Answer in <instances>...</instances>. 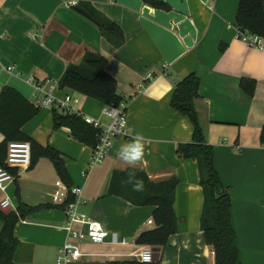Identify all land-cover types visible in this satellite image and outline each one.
<instances>
[{
    "label": "crops",
    "instance_id": "0c3cea01",
    "mask_svg": "<svg viewBox=\"0 0 264 264\" xmlns=\"http://www.w3.org/2000/svg\"><path fill=\"white\" fill-rule=\"evenodd\" d=\"M64 1L0 0V91L14 88L38 105L41 94L29 83L30 77L59 81L69 65L83 62L87 52L100 53L108 58L107 71L124 96L128 134L117 138L104 162L90 169L92 146L75 139L66 126L55 129L53 109L41 107L24 125L29 137L61 153L70 179L65 182L46 156L26 171L13 169L17 179L0 190V204L9 199L10 211L20 203L35 207L15 226L20 241L17 264H59V248L71 240L59 228L66 222L64 207L52 198L61 181L82 187L83 210L109 233L127 240L126 244L85 241L80 260L65 264L139 261L140 253L151 246L139 244L137 238L156 228V207L136 205L110 192L113 172L129 169L145 171L154 182L179 179L174 198L177 231L159 246L157 262L215 264V250L201 227L204 192L198 162L178 155L179 145L193 140V125L187 115L171 107L177 82L193 72L201 81L196 103L206 141L213 147L216 170L231 197L239 262L264 264V144L260 141L264 46L252 47L238 37L235 20L240 0H163L169 10L143 0H77L80 5L92 4L121 27L125 39L121 47ZM246 79L255 81L252 94L242 84ZM61 93L78 96L82 112L109 122L102 113L104 103L70 88ZM4 140L0 131V144ZM137 141L143 155L130 165L119 153Z\"/></svg>",
    "mask_w": 264,
    "mask_h": 264
},
{
    "label": "trees",
    "instance_id": "16d2710c",
    "mask_svg": "<svg viewBox=\"0 0 264 264\" xmlns=\"http://www.w3.org/2000/svg\"><path fill=\"white\" fill-rule=\"evenodd\" d=\"M143 1L164 10L171 8L163 0ZM75 7L93 20L114 46L121 47L125 43L121 27L113 20L101 15L92 4L80 5L79 3ZM235 24L239 32L257 34L264 39V0H240ZM107 65L106 56L96 52H87L81 64H72L66 68L59 80L60 89H73L105 105H120L125 99L118 92L117 79L107 71ZM200 84V78L197 73L193 72L185 75L175 86L171 107L187 115L194 129L193 140L180 144L178 155L180 158H192L198 162L200 182L204 192L201 227L205 233L206 242L215 250V264H240L237 236L231 220V197L216 170L213 147L206 141V134L197 109L196 101L199 97ZM242 84L250 94L254 92L255 81L246 79ZM40 108L14 88L1 89L0 131L4 134L5 140L0 144V163L3 164L5 161L10 142L29 141L32 149L31 166L37 158L46 156L53 161L61 178L69 183L70 176L61 153L50 146H41L23 130L24 125L37 115ZM53 121L55 129L63 126L70 128L73 137L78 141L91 146L97 143L95 130L83 122L78 115L63 113L54 108ZM260 141L264 144V125L261 129ZM11 171L14 173L13 169ZM132 172L135 173L136 180L142 181L143 186L139 191L134 190L133 185L127 183L129 174ZM178 184L179 179L175 176L154 182L142 170L129 169L113 172L109 188L111 193L119 194L136 205L156 207L153 214L156 228L141 233L137 238L139 244L151 247L165 246L169 236L177 231L174 198ZM34 210L35 207L25 203H20L17 210L9 212L3 211L0 207V264H17L20 241L15 235V226ZM111 264L159 263L154 261L143 263L139 260L112 262Z\"/></svg>",
    "mask_w": 264,
    "mask_h": 264
},
{
    "label": "built area",
    "instance_id": "2783aa9c",
    "mask_svg": "<svg viewBox=\"0 0 264 264\" xmlns=\"http://www.w3.org/2000/svg\"><path fill=\"white\" fill-rule=\"evenodd\" d=\"M64 5L72 8L78 5L77 0H65ZM238 37L252 47H263L264 39L249 32H238ZM9 69H12L9 67ZM41 98L37 99L40 107L58 109L63 113L75 114L86 124L95 130L97 143L92 146V154L88 161L90 169L104 162L113 147L117 138L125 137L128 134L129 117L124 107L120 105L107 104L102 113L109 118V122H103L100 118L86 114L79 108L81 99L74 94L61 93L59 81L47 79L43 82L36 81L33 77L28 79ZM6 160L0 163V190L5 191L9 183H12L20 171H26L32 163V149L29 141H12L9 143ZM11 169H16L18 173H13ZM54 203L63 205L66 213V222L59 228L65 230L71 240H66L59 248L57 262L59 264L70 263L80 260L82 256L81 243L88 241L94 244L110 241L114 244H126V239H119L117 233H109L104 225L95 220L83 210L86 201L83 198V188L80 186H68L64 182H59L53 191ZM1 208L10 207L9 199L1 202ZM79 226V228H76ZM139 260L143 263L154 261V251L151 247L145 248L139 255Z\"/></svg>",
    "mask_w": 264,
    "mask_h": 264
},
{
    "label": "clouds",
    "instance_id": "9594fccd",
    "mask_svg": "<svg viewBox=\"0 0 264 264\" xmlns=\"http://www.w3.org/2000/svg\"><path fill=\"white\" fill-rule=\"evenodd\" d=\"M120 157L128 164L132 165L135 164L138 160L141 159L143 155V147L142 145L137 141L133 145L129 146H123L120 150ZM135 181V182H133ZM127 183L132 184L134 190L139 191L142 189V181H138L135 178V173L132 172L129 174Z\"/></svg>",
    "mask_w": 264,
    "mask_h": 264
},
{
    "label": "water",
    "instance_id": "95a60500",
    "mask_svg": "<svg viewBox=\"0 0 264 264\" xmlns=\"http://www.w3.org/2000/svg\"><path fill=\"white\" fill-rule=\"evenodd\" d=\"M3 211L9 212L10 209H4ZM153 251H154V261L157 262V261H159V258H160L161 248L160 247H154Z\"/></svg>",
    "mask_w": 264,
    "mask_h": 264
},
{
    "label": "bare ground",
    "instance_id": "6f19581e",
    "mask_svg": "<svg viewBox=\"0 0 264 264\" xmlns=\"http://www.w3.org/2000/svg\"><path fill=\"white\" fill-rule=\"evenodd\" d=\"M60 87V86H59ZM61 90V89H60ZM6 160V159H5ZM17 179V177L15 178V180ZM1 206V205H0ZM65 210V209H64ZM66 214V213H65Z\"/></svg>",
    "mask_w": 264,
    "mask_h": 264
}]
</instances>
